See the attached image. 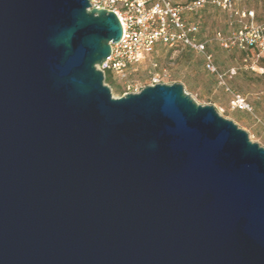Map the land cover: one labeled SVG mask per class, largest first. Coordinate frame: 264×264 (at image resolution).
Wrapping results in <instances>:
<instances>
[{
    "label": "water",
    "instance_id": "1",
    "mask_svg": "<svg viewBox=\"0 0 264 264\" xmlns=\"http://www.w3.org/2000/svg\"><path fill=\"white\" fill-rule=\"evenodd\" d=\"M88 0H0V264H264V149L179 84L113 98Z\"/></svg>",
    "mask_w": 264,
    "mask_h": 264
},
{
    "label": "built area",
    "instance_id": "2",
    "mask_svg": "<svg viewBox=\"0 0 264 264\" xmlns=\"http://www.w3.org/2000/svg\"><path fill=\"white\" fill-rule=\"evenodd\" d=\"M88 3L90 9L113 12L122 28L120 41L111 45L109 57L98 67L103 75L109 71L118 79H125L131 72H136L137 65L158 44L168 48H185L202 58L204 70L214 76L217 86L229 96L228 105L231 110L252 111L246 99L228 84L227 79L232 78L235 71L218 70L213 55L207 51L206 42L197 40L199 23L189 22L184 18L185 13H194L208 5L226 14L229 26L237 23L238 29L227 34L217 31L212 40L224 51L246 54L243 61H251L248 68L261 74L263 70L256 63L259 58L264 57V19L260 23H254V12L239 11L236 8L237 0H192L185 4H177L174 0H88ZM246 19L250 21L246 22ZM150 66L153 70L150 86L161 84L159 78L165 76L166 71L155 72L157 64L154 62H150ZM124 93L122 96L129 94Z\"/></svg>",
    "mask_w": 264,
    "mask_h": 264
},
{
    "label": "rangeland",
    "instance_id": "3",
    "mask_svg": "<svg viewBox=\"0 0 264 264\" xmlns=\"http://www.w3.org/2000/svg\"><path fill=\"white\" fill-rule=\"evenodd\" d=\"M186 1L189 0H180V4ZM238 5L240 9L249 8L254 11L259 20L264 17V0H239ZM190 19L199 22L216 67L222 72L231 69L235 71V75L227 79L228 84L246 99L252 109L250 113L229 108V96L217 86L214 76L204 70L201 57L188 49L169 50L157 45L153 52L137 65L136 72H131L123 80L114 75V83L104 81V84L110 88L113 98L121 97L123 92H140L151 84L153 70L150 62H154L157 64L155 72L166 71V75L159 78L161 84L181 85L183 91L197 105L212 106L219 116L244 131L250 142L264 149V73L250 70L248 65L251 61H243L246 55L237 51H223L214 43V32H225L228 28V18L224 13L206 6L190 16ZM127 87L129 89H126Z\"/></svg>",
    "mask_w": 264,
    "mask_h": 264
},
{
    "label": "crops",
    "instance_id": "4",
    "mask_svg": "<svg viewBox=\"0 0 264 264\" xmlns=\"http://www.w3.org/2000/svg\"><path fill=\"white\" fill-rule=\"evenodd\" d=\"M192 0H189V1H186L185 3H188V2H191ZM238 1L239 0H237V3H236V8L239 10V11H241V12H248V11H252V10H250L249 8L248 9H240L239 8V5H238ZM174 2L175 3H177V4H180V0H174ZM184 3V4H185ZM210 6V5H209ZM210 7H213V6H210ZM214 9H217V8H215V7H213ZM226 15V14H225ZM190 16H192L190 13H185L184 14V18L187 20V21H189V22H197V21H193V20H191L190 19ZM227 16V15H226ZM228 18V17H227ZM264 19V17L261 19V20H259L258 19V17H256V19L254 18L253 19V22L254 23H260V22H262V20ZM246 22H248V21H250V19H246L245 20ZM227 30L225 31V32H222V33H224V34H227V33H229L230 31H232V30H236V29H238V27H239V24H237V23H234L233 24V26L232 27H230L229 26V23H228V21H227ZM217 31H220V30H216L215 32H217ZM215 32H214V34H215ZM213 34V35H214ZM200 38L203 40V41H205L206 42V44H207V49L209 50V48H208V41H206V40H204V37H203V34H202V30H201V27H200ZM179 49H181V48H177L176 50H179ZM182 49H185V48H182ZM190 51V50H189ZM210 52V51H209ZM211 53V52H210ZM212 54V53H211ZM202 59V58H201ZM215 63V62H214ZM202 66H203V61H202ZM219 70V69H218ZM220 71V70H219ZM222 72V71H221Z\"/></svg>",
    "mask_w": 264,
    "mask_h": 264
},
{
    "label": "trees",
    "instance_id": "5",
    "mask_svg": "<svg viewBox=\"0 0 264 264\" xmlns=\"http://www.w3.org/2000/svg\"><path fill=\"white\" fill-rule=\"evenodd\" d=\"M209 6V5H208ZM206 7V6H205ZM204 7V8H205ZM199 11V10H198ZM197 12V11H196ZM196 12H194V13H190L191 15H193V14H195ZM254 12V11H253ZM256 17H257V15H255V12H254V18L256 19ZM199 23V22H198ZM196 37H197V40L198 41H200V42H205V41H203L201 38H200V32L196 35ZM157 46V45H156ZM155 46V47H156ZM158 46H160V47H164V48H168V47H166V46H163V45H161V44H158ZM206 46H207V44H206ZM154 47V48H155ZM169 50H176L177 48H168ZM154 50V49H153ZM207 51L209 52V50L207 49ZM224 51V50H223ZM153 52V51H152ZM237 52H239V53H241V54H244L243 52H240V51H237ZM244 55H246V54H244ZM245 59V58H244ZM256 65H257V67L259 68V69H262L263 70V72L261 73V74H263L264 73V57H261V58H259V60L257 61V63H256ZM227 72V71H226ZM116 77L111 73V72H109V71H107V72H104V81H105V83H114V79H115Z\"/></svg>",
    "mask_w": 264,
    "mask_h": 264
}]
</instances>
